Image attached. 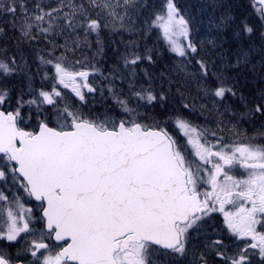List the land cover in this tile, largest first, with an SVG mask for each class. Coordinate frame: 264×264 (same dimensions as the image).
<instances>
[{"label":"snow or ice","instance_id":"snow-or-ice-1","mask_svg":"<svg viewBox=\"0 0 264 264\" xmlns=\"http://www.w3.org/2000/svg\"><path fill=\"white\" fill-rule=\"evenodd\" d=\"M0 264H264V0H0Z\"/></svg>","mask_w":264,"mask_h":264},{"label":"trees","instance_id":"trees-1","mask_svg":"<svg viewBox=\"0 0 264 264\" xmlns=\"http://www.w3.org/2000/svg\"><path fill=\"white\" fill-rule=\"evenodd\" d=\"M154 38H155V34H154ZM93 39H94V38H93ZM107 40H108V37H107V35H105V41L107 42ZM161 46H162L163 50L166 52L167 49H166V47L163 45V41H162V40H161Z\"/></svg>","mask_w":264,"mask_h":264},{"label":"flooded vegetation","instance_id":"flooded-vegetation-1","mask_svg":"<svg viewBox=\"0 0 264 264\" xmlns=\"http://www.w3.org/2000/svg\"><path fill=\"white\" fill-rule=\"evenodd\" d=\"M251 131V130H250Z\"/></svg>","mask_w":264,"mask_h":264},{"label":"rangeland","instance_id":"rangeland-1","mask_svg":"<svg viewBox=\"0 0 264 264\" xmlns=\"http://www.w3.org/2000/svg\"><path fill=\"white\" fill-rule=\"evenodd\" d=\"M94 38V37H93Z\"/></svg>","mask_w":264,"mask_h":264}]
</instances>
